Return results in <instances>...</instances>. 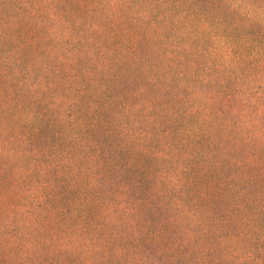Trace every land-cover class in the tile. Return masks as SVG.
<instances>
[{
	"label": "rangeland",
	"instance_id": "1",
	"mask_svg": "<svg viewBox=\"0 0 264 264\" xmlns=\"http://www.w3.org/2000/svg\"><path fill=\"white\" fill-rule=\"evenodd\" d=\"M0 264H264V0H0Z\"/></svg>",
	"mask_w": 264,
	"mask_h": 264
}]
</instances>
